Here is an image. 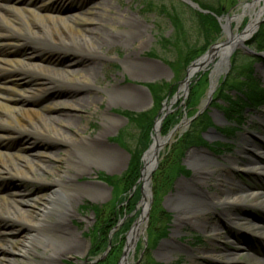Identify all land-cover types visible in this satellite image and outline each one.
Masks as SVG:
<instances>
[{
  "label": "rangeland",
  "instance_id": "1",
  "mask_svg": "<svg viewBox=\"0 0 264 264\" xmlns=\"http://www.w3.org/2000/svg\"><path fill=\"white\" fill-rule=\"evenodd\" d=\"M26 1L32 2V0ZM35 1H39L35 6L44 4L47 8L40 9V13L35 17V24L31 27H20L19 32L22 35L17 43L20 45L21 57L43 54L46 57L56 59L59 61V66L46 65L44 72L47 76H52L51 78L57 80L65 78L67 72L60 68L70 62L85 63L89 59L92 61L96 73L91 72L85 80V88L80 91L84 95L83 101L75 108L70 109L62 105L61 102L72 95L74 89L71 85H64L60 81L47 78L42 86H39L34 82L33 79L35 78L32 77L31 71L26 72L28 71L24 67L26 59H21L20 65L11 64L19 71L17 72L20 76L15 77L10 85L27 96L33 95H30V98H25V100L18 98L19 102H17L16 107L23 119L22 125H20L21 127L15 125V128L19 129L18 131L15 129L14 134L10 137L0 139V151L9 154L20 153L17 157L8 154L0 156V194L20 193L21 197L20 200H17V204L19 213L23 218L18 221L15 216L0 212V245H11L16 250L7 253V257L0 255V264H42L45 258L46 260L49 259L51 264H81L89 247V237H93L90 229L95 223L93 212L83 208L82 205L87 203L118 207L122 205V201L126 197L122 190L121 181L118 188L115 189L114 186L99 178V174L110 176L113 179L120 177L128 168L131 152L136 149L139 140L138 129L121 115L120 111L138 113L154 109V100L147 84L161 82L171 84L175 90L155 109L154 118L165 112L162 110L163 104L168 103L178 88L181 89L179 97L171 103L169 106L171 111L166 115L178 110L180 106L182 108V104L185 105V99L189 93V84L195 75L200 72H207L208 77L213 68L212 64L217 58L193 73L187 85L188 93L184 97L181 82L187 74L188 65L194 59L187 65L180 66L178 61L180 62L181 56L177 52L178 48L174 46L164 47L159 42L161 36L167 38L174 32L165 11L161 10L162 5L167 10L174 8L184 18L189 17L186 4L181 0H33V2ZM103 1L105 4L108 2L112 9H103L102 12L99 8ZM244 1L249 0H237L232 6H228L226 0L223 1L225 6L223 14L229 16L239 14L241 4ZM238 3L239 5L236 6ZM89 7H94L96 10L95 23L86 26L97 28V32H94L93 35L96 33L99 35V48L94 46V51L97 53L82 59L80 54L73 53L69 48L76 49L72 44V39L79 44H85L83 32L80 33L76 28H73L67 34H61V39H59L52 37L51 34L47 36L44 29L50 24H58L55 20L59 17L63 20H71L77 27H83L78 17H72ZM134 19L140 22L142 27H136ZM248 20V14L242 15L240 19L231 20L232 32H239ZM10 22L6 16L0 17L1 27L6 29ZM220 23H224L223 18H221ZM186 26L189 28L186 42L189 45L200 44L202 38L194 31L189 22ZM109 38H113V41ZM225 39V33L220 31L212 44L222 42ZM94 40L97 41L95 38ZM61 41L67 43L66 46L69 48L63 47ZM5 44L0 42V49ZM234 52L237 53L235 58L237 66L252 58L250 53L239 47ZM229 59L231 64L232 55ZM157 65L163 68V73L160 75L154 71ZM8 67L10 66L5 65L0 60V73L5 74ZM251 67L252 77L256 79L259 86H264V66L260 61L255 60ZM241 68H245V66H238L239 70ZM230 70L225 75L224 72L219 74L211 100L205 107L213 122V125L209 126L208 129H217L224 134L216 130H209L207 133L202 132L203 138L215 139V141H219L218 143L226 142L227 148L224 147L220 152L214 154L204 146L193 145L188 147L179 164L183 167L189 164L192 169L188 174L177 176L171 189L165 188L156 196L157 209L161 208L171 214L166 239L158 242L149 253L151 261L158 264H191V259L197 264H216L203 257L201 251L233 247L228 243L229 241L226 243L224 240V235L227 233L225 229H221L220 240L208 232L209 226H222L224 223L223 214L235 215L238 218L264 225V221L252 217H260L261 214H264V207L252 205L249 200L241 205L218 203V205L200 213L194 212L193 206L181 202V198L188 191L202 192L209 199H212L213 197L223 198L225 193L238 191L240 188L264 190V174L234 169L230 164L231 161L235 160L242 165L253 159V147L264 151V105L254 111H247L246 113L249 115H245L244 121L239 125L235 122H226L218 107L222 104V100L216 99V90L222 76L228 75ZM80 75L75 73L73 77L79 78ZM237 80L239 81V79ZM2 84L4 83H0V89ZM114 88L120 93H111L110 91ZM207 88L208 83L197 101L196 109L205 99ZM139 92L145 95L143 102L137 98ZM226 93L231 95L229 92ZM47 105L57 106L59 111L46 112L44 107ZM56 113L60 114L59 117ZM189 117L187 112H185V116L184 114L180 116L175 124H179V126L174 131L171 141L160 152L159 162L169 156L166 163L169 165L168 162H171L172 157L175 156V154H171L173 148L190 127L191 122L187 120ZM163 119L160 124V137L166 135H162L160 132ZM153 126L154 123L148 134L147 148L152 143ZM230 132L231 134H229ZM118 134L119 138L115 139ZM221 135L228 137L224 140ZM54 138L67 141L55 142ZM143 153L140 156L141 163ZM12 164L15 165L16 170L12 169ZM199 164L203 169L200 168ZM204 171L209 172V175L203 176ZM57 180L67 183L70 186V191L66 194L60 191L65 203L64 217L60 225L65 230L61 231V234H51L47 232V229L50 225H56V217L48 212L47 202L51 192L57 190L54 188ZM137 180L129 190L131 195L135 190L139 191L140 184L137 183ZM152 182L151 176L149 186L152 193V203L146 220L141 223V233L137 236L134 248L129 251L127 256L130 264H134L140 254L142 256L143 241H147L146 231L154 204ZM140 198L134 207L136 211L134 212L133 209L130 214L122 216L118 227L123 225L127 217L135 214L128 230L131 228L141 210V207L137 208ZM1 205L2 201L0 200ZM5 205L8 206V210L14 206L9 197L5 200ZM40 219L42 223L38 224L37 221ZM117 228L114 227V231ZM128 230L124 234V242ZM114 231L109 236L110 242L113 240ZM246 232L240 230V234ZM87 233H90L89 236ZM251 234V236L261 240L259 243H253L255 253L264 256L262 253V251L264 252V239L253 232ZM29 235L34 237L31 242L32 247H29L33 248L34 251L28 252L27 250V254H23L21 248L27 247L23 239ZM230 240L236 242L232 236ZM42 244L51 246L45 257L42 255L44 252ZM239 245L241 248H248L244 244L239 243ZM188 250H191L192 254ZM250 250L253 251V248ZM237 258L240 261H248L242 253Z\"/></svg>",
  "mask_w": 264,
  "mask_h": 264
},
{
  "label": "bare ground",
  "instance_id": "2",
  "mask_svg": "<svg viewBox=\"0 0 264 264\" xmlns=\"http://www.w3.org/2000/svg\"><path fill=\"white\" fill-rule=\"evenodd\" d=\"M39 1L28 2L26 0H0V17L6 16L8 19H10V25L6 26V29L4 27L0 26V42L6 43L3 45V47L0 49V60L5 65H8L6 69V73L2 74L0 73V83L3 86L0 89V117L2 118L0 120V139H6L8 136L13 135L15 132V129L18 131L19 129L15 128V125L20 126L22 125V117L19 114V110H17V102H19V99L22 98V100H25V98H30L29 94L28 96L23 94L21 91H17V89H14L10 84L13 83L15 77H19L20 74H18V70L11 66V64L14 65H20L19 62L21 59H26L24 62V67L28 70L26 72H30L33 75L35 79L34 82L37 83L39 86H42V84L45 82V79L50 80H56L60 81L64 85H71L74 89L72 95L66 100H62L61 104L73 109L77 105H79L83 101V96L80 91L85 88V80L90 76V73L93 74L96 73L95 68H93V63L89 59L86 60L85 63L83 62H70L64 66H61L60 69H63L67 72V75H65V78L62 80H57L55 78H51L52 76H47V74L44 72L46 65H53V66H59V61L56 59H52L51 57H46L43 54L37 55V56H30L28 55L26 58H22L21 54L19 52V46L18 41L21 39V33L19 32L20 27H31V25L35 24V17L40 12L41 8L46 9L47 6L44 4L35 6ZM44 2V1H43ZM243 5V4H242ZM102 12L103 9H112V7L109 5L108 2L103 1V4L100 5L99 8ZM264 10V5L262 4V1H257L255 5L251 6V8H247L245 6H241V12L239 14H236L238 17H241L244 14L249 15V20L243 30V32L235 37H231L228 42L224 44L216 45L212 51L215 55V57H218V62L216 64V67L214 68L212 74L219 73V69L222 67V64L225 60L224 55L227 53V51L234 47L237 48L238 45L252 33V30L255 27L256 22L262 17V12ZM95 14L96 10L94 7H89L84 9L83 11L76 13L72 18L78 17L79 20L82 23L83 27H77L76 24L72 23L71 20H63L61 17L55 20L58 24L56 25H48L46 29H44V33L49 36L50 34L52 37H58L61 39V34H67V32L71 31L73 28H76L77 31L80 33L83 32L84 38H85V44H79L75 40L72 39V44L76 48H69L67 47V43H64L61 41V44L63 47L71 49L73 53L80 54L82 59L89 58L90 55H95L94 49L95 47L99 48V35L96 33V35H93L94 32H97V28L95 26L88 27L86 25L88 24H94L95 22ZM34 17V18H33ZM54 18V17H52ZM135 20V19H134ZM136 21V20H135ZM5 23V21H4ZM2 24V23H1ZM37 25V24H36ZM136 27H142V24L138 21H136ZM30 29V28H29ZM99 32V31H98ZM97 39V41L94 40ZM109 40L113 41V38H109ZM110 41V42H111ZM14 43H16L14 45ZM95 46V47H94ZM76 54V55H77ZM22 64V63H21ZM18 71V72H17ZM157 75H160L163 73V68L160 66H156V69L154 70ZM75 73L81 74L79 78L73 77ZM193 75V74H192ZM1 92V90H3ZM17 92V93H16ZM114 94H119L120 91L117 89H113L110 91ZM38 95V94H36ZM35 95V96H36ZM145 95L142 92H139L137 95V98L140 101H144ZM19 98V99H18ZM137 99V100H138ZM44 110L46 112H58L59 108L57 106L53 105H47L44 107ZM59 117V113H56ZM56 116V117H57ZM57 117V118H58ZM54 118V117H51ZM12 123V124H11ZM21 127V126H20ZM28 132V131H27ZM22 133V132H21ZM174 133V132H173ZM173 133L170 134L168 137L161 138L158 134L153 135V141L149 147V150L144 158V167L142 170V180L146 179L147 173L149 171V168L153 162V157L156 153L160 154V152L164 149L165 145L168 144L171 141V137L173 136ZM65 139H57L54 138L55 142H64ZM67 141V140H65ZM93 148V147H91ZM8 154L12 157H17L20 155L19 152H13L12 154H9L8 152L0 151V156ZM252 154L253 159L247 161L245 164H238L235 160L231 161L230 164L232 165V168L234 169H244L250 173L252 172H258L264 174V151L257 149L256 147L252 148ZM261 159V160H260ZM206 164L208 162H205ZM200 165V164H199ZM12 169L16 170L15 165H11ZM201 166V165H200ZM18 167V165H17ZM200 168L203 169L201 166ZM6 172V171H5ZM9 172V171H8ZM10 174V173H9ZM67 174V173H66ZM203 176L209 175V172L204 171L202 173ZM56 185L54 188L57 190L52 191L49 196V201L47 202L48 205V212H51L56 218V225H50L48 227V233L51 234H61L60 232L65 230V228H61L60 225L61 220H63L64 217V211H65V203L64 200H62L63 194H66L70 191V186L60 180H57ZM52 185V184H50ZM234 186V184H232ZM90 189V188H88ZM92 191V190H91ZM9 195V196H8ZM8 195H1L0 194V200L2 201V205L0 206V212H5L8 215L15 216L16 220H21L22 215L19 213V207L17 204V200H20V193L18 192H12ZM8 197L12 200V203L14 206H11V208L8 210V206L5 205V200L8 199ZM250 201L252 205H259L264 207V190L262 189H251V188H245V189H238V191L234 192H227L224 194L223 198L220 197H213L212 199H209L205 194L202 192L195 193V192H186L184 196L181 198V202L183 201L185 204H188L190 206H193V211L196 213H200L214 205H218V203H225L228 205H241L242 203H245L246 201ZM144 203L143 201L140 203V206ZM192 211V210H191ZM142 216V215H141ZM141 216L137 223L134 225L133 229L131 230L129 234L128 244L126 248H129L131 245V239L137 237L141 233ZM23 219V218H22ZM224 223L222 226L212 225L208 227V232L210 235L214 236L215 238H218L220 240L222 230L225 229L227 233L224 235V240L229 241L233 247L231 248H222V249H209L202 252V256L205 257L208 261H212L216 264H264V256H260L256 254L254 251L250 250V243L247 244L245 239H242V236L240 235V230L247 231V234H251V232L259 235L264 239V225H261L257 222H252L247 219L238 218L237 216H231L230 214H223ZM23 222V221H22ZM38 224L42 223L41 219L37 221ZM230 230H234L232 233ZM239 230V231H237ZM231 236L236 240V242L230 240V233ZM252 235V234H251ZM33 235H29L28 237L24 238V244L27 245L26 248H21V252L23 254H27L26 251H34L32 247V241H33ZM261 238V239H262ZM219 242V241H218ZM240 244L246 245L248 248H241ZM43 250L44 252L42 255L45 257L48 250H50L51 246L44 245ZM16 251L11 245L7 246H1L0 245V255L2 257H7V253ZM190 254H192L191 250H188ZM244 254L246 259L248 261H240L237 257L239 254ZM263 255L264 252L262 251ZM45 262V263H44ZM44 262L42 264H51L50 260L46 258L44 259ZM121 264H130L129 260L125 259L124 262ZM191 264H197L191 259Z\"/></svg>",
  "mask_w": 264,
  "mask_h": 264
},
{
  "label": "trees",
  "instance_id": "3",
  "mask_svg": "<svg viewBox=\"0 0 264 264\" xmlns=\"http://www.w3.org/2000/svg\"><path fill=\"white\" fill-rule=\"evenodd\" d=\"M195 1L199 4L200 8L206 10L207 13L200 12L188 5H185L188 9L189 17L184 18L180 15V12H177L174 8L167 10L163 7V5L161 6V10L165 11L174 28V32L167 38L161 36L159 38V42L163 44L164 47L174 46L178 48L177 52L181 56L180 62L178 61L180 66L187 65L191 60L201 55L218 37L221 31L218 17L223 15V8L225 7L223 1L225 0ZM226 1L228 2V6H232L237 0ZM188 22L193 27L194 31H196V33L202 38V42L198 45H189L185 40L187 30L189 29L186 26ZM248 44L255 51L264 52V21L260 24L257 32L252 36ZM236 54L237 53L235 52L232 56L230 72L219 82L215 97L217 100H222V104L218 107L222 111L226 120L239 124L245 117L246 109L250 108L254 110L264 104V86H259L256 79L252 77L251 65L255 60L260 61L261 59L258 57L251 58L246 63L238 65L245 66V68H241V70H239L235 62ZM262 62L264 64V61ZM237 79H239V81ZM231 82L234 83L231 84ZM250 82L251 85H249ZM207 83V72H200L195 75L194 79L189 84V93L185 99V109H182L180 106L178 110L165 116L160 131L162 135L166 134L176 124L184 111H186L190 117L196 112L197 101L203 94ZM147 88L154 100V109L152 108L138 113L120 111V114L123 115L132 125H134L138 129L139 133V140L137 142L136 149L131 152L130 164L128 168L117 179L99 174V178L101 180L111 186H114L115 189L118 188L120 181L122 182V190L126 194V197H124L122 201V205L118 207L114 205H90L87 203L82 205L83 208L91 210L95 215V223L90 229L93 237H89L90 247L87 253V257L90 259L95 258L104 252L108 243L110 232L115 226H119L118 223L122 216H126L133 211L136 202L140 198L138 190H135L128 198L130 195L129 190L139 177L142 164L140 156L148 146V134L154 122V116L156 114L155 109L160 106L161 102L167 96L172 95L175 90L174 86L166 82L150 83L147 84ZM226 92L231 93V95ZM210 124L211 119L207 110L203 111L200 115L194 118L191 121L190 127L179 139L180 141L178 140L179 143L173 148L171 154H175V156L172 157L171 162H168L169 165L166 164L169 157L167 156L165 160H161L159 162L157 168L153 172L152 187L154 204L149 216V226L146 231L147 245L144 248L141 258L136 264H158L151 261L149 253L157 245L158 241L167 235L171 214L161 208L157 209L155 204L157 202L156 196L165 188L167 190L171 189L173 181L177 176L182 173H189L183 165L179 164L185 150L190 146L200 145L209 147L212 151L219 152L222 148H224V146H226V143H207L202 138L201 133ZM226 134H228V131H226ZM229 134H231V132ZM118 138L119 134L115 137V139ZM134 218L135 214L130 215L125 219L126 221L123 222V225L114 231L112 236L113 240H111V245L107 253L103 259L93 264H117V260L122 251L124 234L130 227ZM89 234L90 233H87V236H89Z\"/></svg>",
  "mask_w": 264,
  "mask_h": 264
},
{
  "label": "water",
  "instance_id": "4",
  "mask_svg": "<svg viewBox=\"0 0 264 264\" xmlns=\"http://www.w3.org/2000/svg\"><path fill=\"white\" fill-rule=\"evenodd\" d=\"M182 2L186 3L187 5H189L190 7L200 11V12H203V13H207L206 10H203L199 7L198 3L193 1V0H181ZM259 1V0H249V1H244L241 6H245L247 8H251V6L255 5V3ZM262 1V4L264 5V0H260ZM239 5V3L237 4V6ZM233 19H240V17H238L236 14H233L231 16H229L228 14H225V17H224V23L223 24H220L221 26V31L223 33H225V36H226V39L222 42H218V43H214L212 45H210L207 50L202 54L200 55L198 58H196L195 60H193L187 67L186 69V72L187 74L185 75L184 79L182 80V84H183V87H184V96L187 95V85L189 83V77L194 73L196 72L200 67H204L206 66L208 63L212 62L216 57L213 53V49L215 47H217L216 45H219V44H224L226 42L229 41V39H231V37H235L239 34H241L245 28V26L239 31V32H235L233 33L231 28H230V21L233 20ZM218 20H220V18H218ZM264 21V10L262 12V17L256 22L255 24V27L254 29L252 30V33L247 36L239 45L238 47L245 50L246 52L252 54V55H255V56H258L260 57L261 59L264 60V52H255L253 49H251L246 43L249 41V39L252 37V35L257 31L260 23ZM235 48L232 47L230 48L227 53L224 55V62L222 64V67L219 69V73L215 74L214 75V79L211 78V75H212V72L214 70V68L216 67V64L218 62L219 59H217V61L213 64V69L210 71L209 73V85H208V88H207V92H206V97L205 99L203 100L200 108L197 110V112L195 113L194 117L197 116L198 114H200L204 108L206 107V105L209 103V101L211 100V96H212V93L215 89V86H216V81L218 79V76L220 73L224 72L227 73V71L229 70L230 68V56L233 54ZM179 91H180V88L177 89L176 93L173 95V97L170 99L168 105L167 104H163V107H162V110H165L166 112L163 113L160 117H156L155 120H154V126L152 128V131H153V135L155 134H158L159 135V130H160V124H161V121L163 119V117L165 116V114L169 111V105L171 103H173L177 97L179 96ZM184 121V120H182ZM181 121V122H182ZM179 124H177L166 136H162L161 138H165V137H168L170 134L173 133V131L178 128ZM152 140H153V136H152ZM151 145V144H150ZM149 145V147H150ZM149 147L147 148V150L143 153L141 159L142 161L144 160L148 150H149ZM158 162H159V155L158 153H156L153 157V162L149 168V171L147 173V176H146V179L145 180H142V170H143V167H144V161H143V164H142V168L140 170V176H139V179L137 180V183H140V187H139V191H140V194H141V198L138 202L141 203L144 199V203L142 204V210L138 216V218L136 219V221L134 222V224L132 225V227L130 228V230L127 232L126 234V241H125V245H124V248L122 250V254H121V257L119 258L117 264H121L122 262L125 261L126 257H127V253L128 251L131 249H133L134 245H135V241L137 239V237L131 239V245L129 248H126L127 247V244H128V239H129V234L131 232V230L133 229L134 225L137 223V221L139 220L140 216H141V220H146L147 216H148V211H149V208H150V205L152 203V193L150 191V179H151V175L153 173V171L155 170V168L157 167L158 165ZM189 167V166H188ZM134 189V187H133ZM252 216V215H251ZM254 219H258L257 217H254L252 216ZM260 220L264 221V214H261L260 216ZM242 239H244V237L242 236ZM246 241H243V242H248L251 241V240H254V242H260L261 240H259L257 237L255 236H251V234H246ZM251 249L253 248V250H255L253 246H250ZM87 253V251H86ZM105 252L103 253L102 256H100L99 258H96L95 260H90L88 261V264H91V263H94L95 261L97 260H100L102 259V257L104 256ZM87 262V259H85L81 264H86Z\"/></svg>",
  "mask_w": 264,
  "mask_h": 264
}]
</instances>
